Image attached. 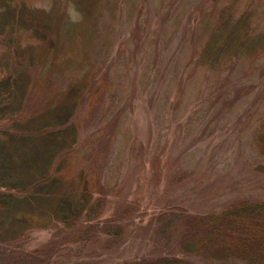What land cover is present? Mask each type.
Returning a JSON list of instances; mask_svg holds the SVG:
<instances>
[{
  "label": "rangeland",
  "instance_id": "374dc122",
  "mask_svg": "<svg viewBox=\"0 0 264 264\" xmlns=\"http://www.w3.org/2000/svg\"><path fill=\"white\" fill-rule=\"evenodd\" d=\"M67 2L78 24L59 57L73 64L44 93L74 105L71 168L100 178L110 194L97 216L114 222L97 238L93 228L63 240L35 228L9 249L37 252L44 264L166 255L211 264L184 253L176 243L183 228L163 229L161 218L167 209L196 216L264 201V67L255 63L264 43L238 45L230 63L223 53L209 65L217 41L208 43L202 14L212 0Z\"/></svg>",
  "mask_w": 264,
  "mask_h": 264
},
{
  "label": "trees",
  "instance_id": "16d2710c",
  "mask_svg": "<svg viewBox=\"0 0 264 264\" xmlns=\"http://www.w3.org/2000/svg\"><path fill=\"white\" fill-rule=\"evenodd\" d=\"M61 1L46 7L45 0H0V264L45 263L37 252L8 247L35 228H45L61 240L93 228L97 238L103 224L114 222L97 216L110 194L100 178L94 171L71 168L74 105L62 94L44 93L73 64L59 56L70 50L66 41L78 21L71 17L68 2ZM74 2L73 10L80 16V4ZM212 2L202 14V19L209 18L208 43L217 41L207 56L209 65L223 53L230 63L238 45H263L264 0ZM260 60L264 67V48L255 63ZM82 176L89 178L79 179ZM165 211L163 229L183 228L176 243L184 253L211 264H264V201L233 202L216 214ZM122 212L115 221L126 216ZM124 264L193 263L166 255Z\"/></svg>",
  "mask_w": 264,
  "mask_h": 264
}]
</instances>
